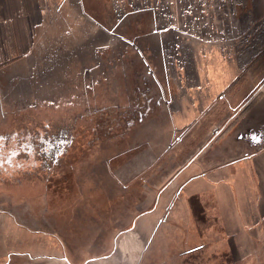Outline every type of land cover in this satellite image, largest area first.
Returning <instances> with one entry per match:
<instances>
[{
    "label": "rangeland",
    "instance_id": "obj_1",
    "mask_svg": "<svg viewBox=\"0 0 264 264\" xmlns=\"http://www.w3.org/2000/svg\"><path fill=\"white\" fill-rule=\"evenodd\" d=\"M86 1L100 36L78 29L0 69V264H149V244L154 264H264L247 241L221 249L218 216L193 226L175 180L264 93V0ZM188 112L199 121L178 127ZM65 127L50 168L18 141ZM203 230L213 244L190 253Z\"/></svg>",
    "mask_w": 264,
    "mask_h": 264
},
{
    "label": "crops",
    "instance_id": "obj_2",
    "mask_svg": "<svg viewBox=\"0 0 264 264\" xmlns=\"http://www.w3.org/2000/svg\"><path fill=\"white\" fill-rule=\"evenodd\" d=\"M93 3L104 4L105 0H94ZM86 5V0H0V69L25 65L31 54L42 50L43 42L58 45V38L74 36L75 30L86 29L88 33L91 29L94 35H99V31L105 29L91 16ZM176 91L185 92L184 88ZM238 92L242 98L250 96L247 86H242ZM231 110L233 111V108ZM191 116L193 118L186 122L185 119ZM196 117L197 114L188 112L183 118L184 121L179 119L178 127L198 122ZM201 125L202 122L197 127ZM205 142L193 148L197 153L201 150L199 155L193 162L184 164V168L175 178L180 182L176 195L181 188V199L188 204L191 213L197 209L198 219L192 221L197 220L193 226L196 224L199 227L197 224H201L200 216H205V213L211 214L213 218L218 216L213 219L218 221L215 227L223 230L225 234L224 242L218 244H221L219 246L225 249L227 254L235 248L236 241L242 240L247 241L249 246L258 245L256 251L262 258L264 93L257 96L252 107L242 110L227 125L226 130L211 141L209 147L202 150ZM183 147L188 146L184 144ZM161 222L164 223V219H161L159 224ZM205 228L210 229V225ZM232 229L239 230L238 235ZM204 232L203 230L197 236L193 233L186 237L189 238L188 244L191 243V237L196 238L197 244L190 248L194 249L192 253H200L205 246L213 244L205 241L202 237ZM152 239L153 236L150 239L153 244ZM198 247L201 248L195 249ZM209 249L212 253L216 250L212 247Z\"/></svg>",
    "mask_w": 264,
    "mask_h": 264
},
{
    "label": "flooded vegetation",
    "instance_id": "obj_3",
    "mask_svg": "<svg viewBox=\"0 0 264 264\" xmlns=\"http://www.w3.org/2000/svg\"><path fill=\"white\" fill-rule=\"evenodd\" d=\"M45 133L41 132H32V130H26L23 129L21 133V138H19V143H25L28 149H26V146H23V149L27 152H31L33 155H35L34 160L41 159L45 162V167L50 168L52 165L49 162H59V155L63 154L66 149L69 148V145L71 144L72 141V132L70 128L65 127V128H60V129H55L53 131L46 130L44 131ZM30 134V135H29ZM5 146V145H4ZM54 165V164H53ZM152 245V244H151ZM148 248V251H146V255L143 256L145 257V260L149 264H154L153 259L155 255L154 252V246L151 248ZM201 247L195 248V249H200ZM194 249L189 250L190 253H192ZM169 252H166L164 254V258L161 261L160 264H172L173 261H180V255L178 252V256H174L176 253L173 252L172 256L174 258L169 259ZM182 254V253H181ZM167 255V256H165ZM183 256V254H182ZM153 257V258H152ZM178 257V258H177ZM185 257V256H183ZM141 264V261L138 263ZM182 264H184L182 262Z\"/></svg>",
    "mask_w": 264,
    "mask_h": 264
}]
</instances>
